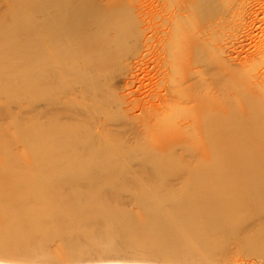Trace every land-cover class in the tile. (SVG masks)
I'll return each mask as SVG.
<instances>
[{"label":"bare ground","instance_id":"bare-ground-1","mask_svg":"<svg viewBox=\"0 0 264 264\" xmlns=\"http://www.w3.org/2000/svg\"><path fill=\"white\" fill-rule=\"evenodd\" d=\"M7 20L49 166L4 153L0 113V264H264V0H0Z\"/></svg>","mask_w":264,"mask_h":264},{"label":"rangeland","instance_id":"rangeland-1","mask_svg":"<svg viewBox=\"0 0 264 264\" xmlns=\"http://www.w3.org/2000/svg\"><path fill=\"white\" fill-rule=\"evenodd\" d=\"M174 11L169 6L167 14ZM7 24H0V113L15 115L18 121L19 134L14 138L6 137L4 140V153H19L22 163L29 167L42 169L49 166L46 161V153L36 146L31 129L34 119L35 98V55L34 43L29 33H20L13 36L9 29L17 22L7 20ZM47 43H44V47ZM129 59V51L126 52ZM47 68H52L49 51L42 55ZM126 69V63L117 68V74ZM157 72V71H155ZM26 126L28 129L24 128ZM2 129L0 128V133ZM10 139L15 141L10 146ZM0 144V151H2ZM2 163V161L0 162Z\"/></svg>","mask_w":264,"mask_h":264}]
</instances>
